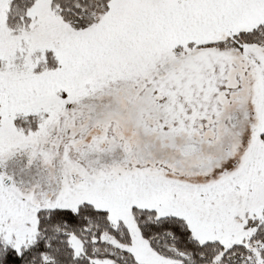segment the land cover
<instances>
[{"label": "snow or ice", "instance_id": "1", "mask_svg": "<svg viewBox=\"0 0 264 264\" xmlns=\"http://www.w3.org/2000/svg\"><path fill=\"white\" fill-rule=\"evenodd\" d=\"M0 264H264V0H0Z\"/></svg>", "mask_w": 264, "mask_h": 264}]
</instances>
